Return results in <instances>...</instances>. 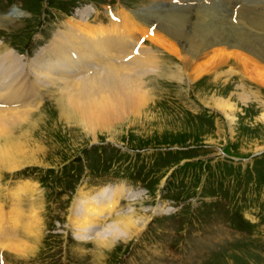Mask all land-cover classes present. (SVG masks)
Wrapping results in <instances>:
<instances>
[{
	"label": "rangeland",
	"instance_id": "obj_1",
	"mask_svg": "<svg viewBox=\"0 0 264 264\" xmlns=\"http://www.w3.org/2000/svg\"><path fill=\"white\" fill-rule=\"evenodd\" d=\"M167 1L172 2L0 0V79L13 70L29 88L24 81L33 82L30 74L38 54L65 23L87 20L109 26L118 13L127 20L115 21L119 26L114 25V37L124 45L129 32H134L140 47L150 52L146 62L155 61L154 69L141 79L149 93L145 107L128 110L99 128L88 130L80 121L62 118L58 95H52L55 87L49 86L43 99L34 103L38 109L28 118L31 127L17 130L16 135L25 134L28 150L40 151L38 164L11 171L0 167V205L4 210L18 206L29 211V223H35L38 207L41 221L34 229L41 233V243L26 258L3 254L5 263L264 264V150L252 153L264 146V81L256 77H264V64L236 47L233 61L218 65L223 49L217 46L186 72L175 55L148 39L151 33L158 37L163 33L144 26L148 32L139 31L129 12L138 10L142 15L147 7ZM229 2L225 7L216 3L214 11L173 6L192 16L204 11L216 18L224 15L239 33L263 45L264 3ZM86 3L112 9L103 8L102 13L93 5L85 8ZM82 11L85 19L80 18ZM142 39L146 41L141 43ZM7 52L14 53L13 61L3 59ZM24 97H32L31 92L25 91ZM215 99L231 101L236 110L232 121L208 107ZM116 183L129 189V196L139 195L122 200L109 221L132 213L143 214L146 220L131 239L100 250L94 236H79L72 229L70 219L76 200L82 199L81 189L92 193ZM26 184L29 189L20 193V199L13 196ZM11 210L5 215L1 211V217L10 218ZM88 237L93 240L79 241Z\"/></svg>",
	"mask_w": 264,
	"mask_h": 264
},
{
	"label": "bare ground",
	"instance_id": "obj_2",
	"mask_svg": "<svg viewBox=\"0 0 264 264\" xmlns=\"http://www.w3.org/2000/svg\"><path fill=\"white\" fill-rule=\"evenodd\" d=\"M169 3L173 5L172 2ZM155 5L144 8L143 14L147 13V18L137 11L129 10V12L133 21L134 19L138 21L140 28L142 26L152 27L163 33H161L163 37L151 33L148 39L175 55L183 64L186 72L193 71L191 68L198 63V59L202 55L204 57L208 54V50L217 46H221V50L223 49L218 54L220 55L218 65H229L233 61L231 57H235L232 50L240 44H242L240 49L245 50L248 55L264 64V44L253 42L251 41L252 37L249 38L247 35L239 33L228 23V18L224 15L216 18L213 13L204 11L192 16L186 11L165 3ZM85 11L79 14L81 19L85 17ZM149 18L150 20L153 18L152 26L149 23ZM122 19L127 20V16L118 13L112 16V25L109 26H103V23L92 24L87 20H82L81 23L76 21L65 23L63 29L54 35L49 46L42 49L37 60L35 59V69L33 68L34 71L30 74L31 77L33 76V82H28L26 79L24 81L29 88H26L21 81V74H15L13 70L4 78L1 77L0 167H3L2 169L11 171L26 165L38 164L40 151L28 150L24 142L25 134L17 136L16 131L31 127L28 118L38 109H34V103L38 104L40 99H43V94L49 89V86L55 87L52 95H58L57 99L60 103L57 102V104L62 105L61 117L80 121L88 130L99 128L113 118L122 116L128 110L140 111L145 107L149 100V93L143 88L144 83L141 79L149 69L153 68L155 61L153 60V63H150L151 60L146 62L150 52L141 46L142 50L138 39L134 37V32H129L130 38L128 37L124 41V45L121 44L123 41L120 38L114 37L113 33L116 31L114 25L119 26ZM153 20L156 22L159 20L160 24L155 25ZM139 31L144 34L148 32L143 29ZM220 40L221 44H219ZM113 49H116L119 54H115ZM14 57L13 52H7L3 59L13 61ZM248 59L245 58V61L248 62ZM237 61H235V65L239 66L240 63ZM252 61L255 60L252 59ZM8 66L12 68L10 65ZM188 76L191 77L190 74ZM256 77L263 83L262 75L259 74ZM25 91L31 92L32 97L25 98ZM208 107L226 114L230 121L233 120V115L236 112L230 100L217 101L215 99L213 106ZM110 140L115 141L113 138ZM98 141L94 137V142ZM214 143L211 140L210 144ZM262 150H264V146H259L252 153ZM28 186L29 184L19 187L20 190H15L13 196L16 195L15 197L18 196L20 199V193L27 192ZM80 194L82 199L76 200L70 225L78 232L79 236H94L96 238L94 244L100 250L108 249L117 241H127L131 239L132 235L142 230L141 226L143 225L141 224L146 220L143 214L120 215L109 221L111 215L114 216L119 212L118 208L122 200L127 198V200H132L139 195L138 193L132 195L133 197L129 196V189L117 185L112 188L105 186L92 193L84 192L83 188ZM91 194L94 195L90 196ZM3 207L0 205V212L3 211V215L11 210L10 207L6 210ZM17 207L11 210L10 218H7L8 215L1 217L0 213V252H3L0 255V264H8L5 263V257V260L2 258L3 254H16L26 258L32 256L34 249L37 248L36 245L41 243V233L34 229L37 225L40 226L41 221L37 219L38 207L35 212V223H29V211L26 213L21 207ZM103 222L108 223L102 225ZM92 240L93 238L89 239L88 237L86 240L79 241L91 242Z\"/></svg>",
	"mask_w": 264,
	"mask_h": 264
},
{
	"label": "clouds",
	"instance_id": "obj_3",
	"mask_svg": "<svg viewBox=\"0 0 264 264\" xmlns=\"http://www.w3.org/2000/svg\"><path fill=\"white\" fill-rule=\"evenodd\" d=\"M17 10L14 8L12 14H16Z\"/></svg>",
	"mask_w": 264,
	"mask_h": 264
}]
</instances>
